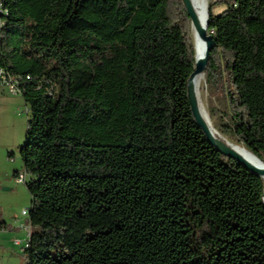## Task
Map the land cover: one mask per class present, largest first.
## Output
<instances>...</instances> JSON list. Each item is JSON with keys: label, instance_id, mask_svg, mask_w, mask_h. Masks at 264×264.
<instances>
[{"label": "trees", "instance_id": "1", "mask_svg": "<svg viewBox=\"0 0 264 264\" xmlns=\"http://www.w3.org/2000/svg\"><path fill=\"white\" fill-rule=\"evenodd\" d=\"M208 8L210 117L264 161V0ZM195 55L182 0H0V86L30 111L26 264H264V178L196 121Z\"/></svg>", "mask_w": 264, "mask_h": 264}, {"label": "rangeland", "instance_id": "2", "mask_svg": "<svg viewBox=\"0 0 264 264\" xmlns=\"http://www.w3.org/2000/svg\"><path fill=\"white\" fill-rule=\"evenodd\" d=\"M211 0H207V4ZM223 7L215 8L220 13ZM192 38L195 44L194 32ZM201 103L209 113L211 105L220 110L225 109L224 103L216 94H212L206 83V77L198 90ZM210 115V114H209ZM30 116L29 106L20 93H12L6 84L0 86V264H26L24 253L28 240V231L23 225L28 217L22 214L31 205V195L26 181L21 158V147L25 142L26 129ZM211 119L214 128L226 140L240 143L234 136L222 135L216 125L218 119ZM243 144V143H242ZM25 180L20 181V175Z\"/></svg>", "mask_w": 264, "mask_h": 264}, {"label": "water", "instance_id": "3", "mask_svg": "<svg viewBox=\"0 0 264 264\" xmlns=\"http://www.w3.org/2000/svg\"><path fill=\"white\" fill-rule=\"evenodd\" d=\"M183 4L186 8L188 15L191 18V26L193 32H195L196 36L200 39H204L206 42V52L202 58H198L195 55L196 66L195 70L192 73L189 82H188V98L191 105V109L193 115L198 122L199 126L204 130L206 136L210 140L212 144L223 154L236 159L237 161L244 164L248 169L256 172L260 176L264 178V161L260 159L257 155L256 158L260 161L261 166L251 163L247 160L239 151H237L233 146L230 145L229 141L223 138L218 132L214 134L211 129V119L209 113L206 114L202 107V103L199 98L198 91L196 90L193 79L197 74L203 73L205 74V70L208 64V59L211 50L215 46V40L211 33L208 32L207 27L209 23V8L208 4L206 6V24L203 26L200 22V18L195 9L194 3L192 0H182ZM196 50V48H195Z\"/></svg>", "mask_w": 264, "mask_h": 264}, {"label": "bare ground", "instance_id": "4", "mask_svg": "<svg viewBox=\"0 0 264 264\" xmlns=\"http://www.w3.org/2000/svg\"><path fill=\"white\" fill-rule=\"evenodd\" d=\"M195 6V9L198 13V16L200 18V22L202 23V25L204 26L206 24V6H207V0H192ZM194 37H195V48H196V55L198 58H202L206 52V42L204 39H200L196 36L195 32H194ZM205 79V74L200 73L197 74L194 79H193V83L194 86L196 88V90L198 91L203 83ZM202 107L204 109V112L206 114H208L206 108L204 107V105L202 104ZM211 129L212 132L214 134H216V132H218L212 122H211ZM230 145L233 146L237 151H239L247 160H249L251 163L256 164L258 166H261L260 161L256 158V156L249 151L246 146L242 143H236L234 141L228 140Z\"/></svg>", "mask_w": 264, "mask_h": 264}, {"label": "built area", "instance_id": "5", "mask_svg": "<svg viewBox=\"0 0 264 264\" xmlns=\"http://www.w3.org/2000/svg\"><path fill=\"white\" fill-rule=\"evenodd\" d=\"M3 84L8 85L10 87V90H11L12 93H20L16 82L4 80V83ZM19 180L20 181H24L25 180V175H23V174L20 175ZM22 214L24 216H27L29 218V211L27 209H24L22 211ZM23 228H25L28 231V234L30 235V225H29L28 222L23 225Z\"/></svg>", "mask_w": 264, "mask_h": 264}]
</instances>
